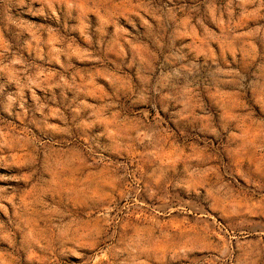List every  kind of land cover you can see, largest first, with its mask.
<instances>
[{"label":"rangeland","instance_id":"1","mask_svg":"<svg viewBox=\"0 0 264 264\" xmlns=\"http://www.w3.org/2000/svg\"><path fill=\"white\" fill-rule=\"evenodd\" d=\"M0 264H264V0H0Z\"/></svg>","mask_w":264,"mask_h":264}]
</instances>
